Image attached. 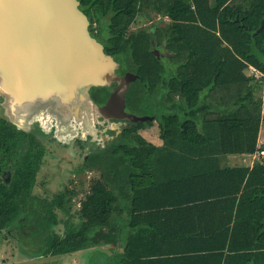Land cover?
Listing matches in <instances>:
<instances>
[{
    "label": "trees",
    "instance_id": "obj_1",
    "mask_svg": "<svg viewBox=\"0 0 264 264\" xmlns=\"http://www.w3.org/2000/svg\"><path fill=\"white\" fill-rule=\"evenodd\" d=\"M78 1L96 24L90 34L119 63V74L137 75L126 96L130 112L161 104L170 113L150 114L161 146L138 134L143 125L138 122L91 156L102 180L81 204L82 225L68 229L64 238L51 239L52 252L92 243L117 247L122 214L128 234L120 264H135L143 257H136L134 248L148 237L187 243L186 250L157 254L166 255L160 258L182 257L188 264H264V160L251 168L225 163L227 155L264 152V143L257 145L260 100L244 75L247 65L264 75V23L259 29L264 0ZM144 1L170 23L153 35L144 28L128 33L140 14L148 15L142 12ZM156 38L173 53L170 75L154 56ZM91 93L101 102L109 90L91 88ZM22 176L0 186V230L25 208L30 191ZM161 218L172 221H153L148 227L147 219ZM169 227L172 236L165 233ZM117 263V254L104 262Z\"/></svg>",
    "mask_w": 264,
    "mask_h": 264
},
{
    "label": "water",
    "instance_id": "obj_2",
    "mask_svg": "<svg viewBox=\"0 0 264 264\" xmlns=\"http://www.w3.org/2000/svg\"><path fill=\"white\" fill-rule=\"evenodd\" d=\"M88 26L78 0H0V89L19 111L56 98L52 113L72 119L78 113L70 107L81 109L91 88L115 84L101 114L133 124L153 121L152 115L125 113L123 87L137 76L119 74V63Z\"/></svg>",
    "mask_w": 264,
    "mask_h": 264
},
{
    "label": "flooded vegetation",
    "instance_id": "obj_3",
    "mask_svg": "<svg viewBox=\"0 0 264 264\" xmlns=\"http://www.w3.org/2000/svg\"><path fill=\"white\" fill-rule=\"evenodd\" d=\"M87 18L89 32L92 30V32H95L96 24L91 23L89 17ZM152 44L154 56L158 60L168 58L167 55L160 54L161 50L156 39ZM129 73L127 72L121 76ZM130 83L127 84L128 86L123 87L126 90L124 95V111L126 114H133L132 112L136 111L134 109L130 112L127 105L126 96L130 90ZM115 88L116 85L108 87L109 94L101 102L94 97L93 93L89 94V104L98 109L102 108ZM17 106L0 89V186H9L18 174H22L23 176L20 177V181H24L26 178L30 191L28 197L25 199V208L19 211L13 221L0 230V264H42V262L30 263L29 260L51 259L80 252H85L86 256H89L93 250L91 248L93 243L80 250L54 254L50 248V240L56 237L64 238L68 229H78L82 225L84 221L79 217L81 204L86 196L90 194L94 184L102 180L100 172L92 167L91 156L114 142L119 134L124 129L131 127L133 123L130 124L123 121V119L114 118L110 122L118 124L121 126V129L114 131L110 142L99 149H92L85 155H82L75 177L78 178L81 184L84 173L96 171L99 174V179L90 187L85 198L79 203V209L74 213V216L77 215L78 223L71 222L70 218L67 217L64 221L63 235L59 236L51 231V227L59 224L57 214L54 211L55 209H59L61 213L68 214L70 199L76 194L72 188L73 180L67 178L65 182L67 188H64L63 191L58 192L50 198L46 196L38 197L36 191L52 190L50 186L56 185V179L59 181V176L62 177L63 175L64 171H61L60 167L66 168L71 172L75 170L73 168L76 167V161L73 158H69L73 162L72 164L69 162L61 164L62 150L66 148L85 150V144L93 142L91 138L92 133L85 132L82 124L75 123L71 118L67 119V121L64 120V123H60L57 117L51 115L50 107L46 105L36 107V110L32 114L26 109L25 113L28 115L24 122L21 123V120L19 122L14 113L12 114V111L15 112L14 108H17ZM17 110L19 109L17 108ZM152 122L154 123V120L149 123L148 121L142 122L143 125L137 130L138 134L140 135L143 130H148L146 127L147 125L150 126ZM99 123L104 125L107 121H97L95 125H101ZM95 125H93V128H95ZM51 175L55 176L49 178ZM50 179H54V182L51 183ZM68 194L70 195L68 196ZM29 236L37 240L39 248L24 245L23 242L25 240L27 242ZM34 255L37 257H33ZM105 256L103 252L95 260H91L90 264H95L94 261H96V264H104L106 261Z\"/></svg>",
    "mask_w": 264,
    "mask_h": 264
},
{
    "label": "rangeland",
    "instance_id": "obj_4",
    "mask_svg": "<svg viewBox=\"0 0 264 264\" xmlns=\"http://www.w3.org/2000/svg\"><path fill=\"white\" fill-rule=\"evenodd\" d=\"M211 4H214V0H209ZM238 1V0H237ZM235 1V2H237ZM141 5V4H140ZM150 1H144V4L142 6V12H147V16L146 14L142 13L140 14L135 23L132 24L129 28H128V33L131 32H137L138 29H146L147 32L149 34H154V32L156 31L157 28L159 29H163L166 27L167 24L170 23V20L168 17L166 16H162L160 14H157L156 11L154 10L153 7L150 6ZM157 44L160 47L159 49L161 50L160 54H163L164 56L167 55L168 58L167 59H160L162 60L165 65H166V75H170L172 74L173 70H174V63L170 62L171 60V56H172V52L168 51L165 49L164 47V41L161 39L159 40L158 38H156ZM163 45V46H162ZM158 49V48H157ZM159 50V51H160ZM244 75L247 78H251L249 84L253 85L255 87L254 90L255 94L254 97L257 100H260V111H261V124H260V128L259 131V141L262 142V144L264 143V75L262 74V76L258 75V77H255L253 75L250 74V72L248 71V69L246 68L244 70ZM79 100V98L76 97V100ZM80 101V100H79ZM81 102V101H80ZM82 104V108L79 109L77 107V105L75 104L73 107L71 106L70 109H72V111L77 112V117L72 116L74 118H72L71 120H73L75 123L78 124H82V128L85 132L88 133H92L91 138L93 139V142H88L85 144L86 149H79V150H75V149H71V148H66L65 150H62V157H61V164L63 162H69L70 164H72L73 162L71 160H69V158H73L75 159V169L73 172L67 170L66 168H61V171H64L62 174V177L59 176V181H57L56 179V185H52L50 186L52 190H42V191H36V194L38 197H42V196H46V197H52L53 195L57 194L60 191H63L64 188H67V186L65 185L66 179L67 178H71L73 181L72 184V188L75 191L76 194H74L72 196V198L70 199V205L68 207V214H63L60 212L59 209H55V213L57 214L58 217V221L59 224L57 226H53L51 227V231L59 236L63 235L64 232V221L66 220L67 217H69L70 221L73 223H78L77 220V215L74 216V213H76V210L79 209V203L85 198L86 194L89 192L90 187L96 182L97 179H99V174L98 172L94 171L92 173L87 172L83 174V182L80 184V182L78 181V178L75 177V173L77 172L76 170H78L79 168V164L81 161V157L82 155H85L86 153H88L89 151H91L92 149H99L102 146H105L107 143L110 142V139L112 138L114 131L115 130H119L121 129V126H119L118 124L112 123L110 122L111 120H114V118H107L106 116H104L103 114H101L98 110L97 107L95 106H91L89 104V101L86 100L84 102L81 103ZM40 105H36L33 109H31L29 111V113H33L36 110V107H38ZM159 107H157V109H152L150 107L146 108L145 106H140L139 110L136 111L134 113V115L137 116H151L150 114L156 115L157 117L160 116L161 114H166V113H170L169 110H166L165 108L161 109V104L158 105ZM50 107V113L51 115H53L54 117H57L58 115H56L55 113H52L51 109L52 107ZM14 111H12V114L14 113V116L16 117V119L21 123L24 122V120L27 117V113H25V111H19L17 110V108H14ZM61 118L62 121H64L65 119H68L66 117H62L61 115L59 116ZM107 121L106 124H102L99 123L101 125H95L97 124V121ZM70 121V120H69ZM126 121L127 123L131 122L129 120H123ZM157 122L156 120H154V123L152 122V124L150 126L147 125V133L145 135V140L148 143L151 144H157V146H161L162 145V141L159 139L158 136V128L156 126ZM93 125H95V128H93ZM259 133V132H258ZM258 139V138H257ZM261 144V145H262ZM259 145V144H258ZM70 153V154H69ZM72 154V155H71ZM256 161V163H262L264 160V154H258L256 156V159H254ZM254 161V162H255ZM55 175H51L50 177H53ZM51 183L54 182V179H50ZM73 194V193H72ZM70 194H68L69 196ZM67 197V196H66ZM18 224V223H17ZM25 246L28 247V245H30L31 247H35V248H39V243L37 242V240L34 237L29 236V240H26L23 242ZM16 246V244H15ZM96 248V247H95ZM104 247H102V250ZM94 249V248H93ZM36 255H34L33 257H35ZM37 257V256H36ZM97 258V255H89L86 256L85 252H80V253H76V254H72V255H68V256H59V257H55V258H44V259H39L36 261H32L29 260L30 263L32 262H42V264H90L91 260H95ZM100 258V257H99Z\"/></svg>",
    "mask_w": 264,
    "mask_h": 264
},
{
    "label": "crops",
    "instance_id": "obj_5",
    "mask_svg": "<svg viewBox=\"0 0 264 264\" xmlns=\"http://www.w3.org/2000/svg\"><path fill=\"white\" fill-rule=\"evenodd\" d=\"M261 131H259L258 133V139H257V145L260 146L262 144V142L259 141V134ZM147 133V130H143L141 131L140 135L145 138V135ZM146 139V138H145ZM157 145V144H155ZM260 154H264V152H257L253 155H248V154H242V155H227L225 156V163L227 166L229 167H247V168H251L252 165L254 163H256V161L254 159H256V156ZM255 161V162H254ZM220 204L217 203V207ZM220 212L217 211V214H219ZM123 219V220H122ZM181 220V223L186 222V219L181 218L179 219ZM144 221V220H143ZM153 221H156V223L165 221L166 223H169L172 221V219H165V218H161V219H157V220H151V219H147L146 222L148 223V227L151 226V223ZM127 216L124 217V215H120L118 217V226H119V230H118V243H117V247L113 246V245H107V244H103L100 243L102 246H100L99 244H93V246L91 247L93 250L91 252L92 255H102L103 252L105 253V259H110L111 257H113L115 254H117L118 256V263L121 257V254L123 252V247H124V238L127 237L128 234V229H127ZM221 225H219L220 227ZM125 228V229H123ZM170 227L168 228V230L165 232L166 234H169V236H172V231H170ZM218 230V234L217 237L222 236L221 234V229H217ZM220 232V233H219ZM225 234H223L224 236ZM219 241L217 240V245H219ZM228 244V240L226 242V245ZM193 245L189 246L192 247ZM96 247V248H95ZM102 247H104L102 250ZM187 243L185 242H174V241H168L167 239H165L164 241H158L155 240V238L153 237H148L147 240L141 241V243H139L135 248V255L137 257V255L140 253L143 255V257L139 256V259L135 261V264H188L187 261L182 260V257H176V258H164V257H159V256H166V255H157V254H171L170 252L172 251H183L187 249ZM163 251L165 253H163ZM227 251L226 249L223 250V254H225ZM90 254V255H91ZM181 254V253H180ZM156 256V257H155Z\"/></svg>",
    "mask_w": 264,
    "mask_h": 264
},
{
    "label": "built area",
    "instance_id": "obj_6",
    "mask_svg": "<svg viewBox=\"0 0 264 264\" xmlns=\"http://www.w3.org/2000/svg\"><path fill=\"white\" fill-rule=\"evenodd\" d=\"M246 68L248 69L251 75L255 77H258V75L262 76V73L259 70H257L255 67H253L252 65H247Z\"/></svg>",
    "mask_w": 264,
    "mask_h": 264
},
{
    "label": "bare ground",
    "instance_id": "obj_7",
    "mask_svg": "<svg viewBox=\"0 0 264 264\" xmlns=\"http://www.w3.org/2000/svg\"><path fill=\"white\" fill-rule=\"evenodd\" d=\"M54 98V97H53ZM55 100H51V101H48L47 103H43L44 105L46 104V106H51V107H53V104H57L58 103V101H56L57 99L56 98H54ZM50 104V105H49ZM30 108V106H26V109H29ZM24 109V108H23ZM54 109V108H53ZM21 110H22V108H21ZM57 119H58V121L60 122V123H64V121H62L61 120V118L59 117V116H57ZM66 121H67V119H65Z\"/></svg>",
    "mask_w": 264,
    "mask_h": 264
}]
</instances>
